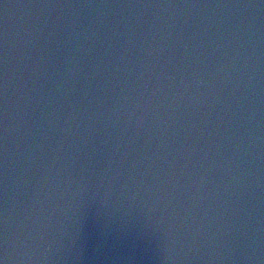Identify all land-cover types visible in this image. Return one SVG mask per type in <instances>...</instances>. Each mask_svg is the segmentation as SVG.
Segmentation results:
<instances>
[{
  "label": "water",
  "instance_id": "95a60500",
  "mask_svg": "<svg viewBox=\"0 0 264 264\" xmlns=\"http://www.w3.org/2000/svg\"><path fill=\"white\" fill-rule=\"evenodd\" d=\"M0 264H264V0H104L0 182Z\"/></svg>",
  "mask_w": 264,
  "mask_h": 264
}]
</instances>
